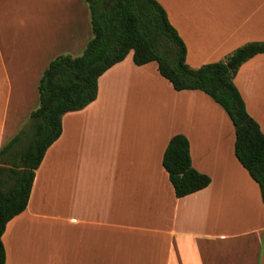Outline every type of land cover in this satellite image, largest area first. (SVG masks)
<instances>
[{
  "label": "crops",
  "instance_id": "1",
  "mask_svg": "<svg viewBox=\"0 0 264 264\" xmlns=\"http://www.w3.org/2000/svg\"><path fill=\"white\" fill-rule=\"evenodd\" d=\"M11 1L0 0V9ZM157 1L192 68L264 41V0ZM27 4V19H0V149L39 106L48 64L79 56L93 36L85 0ZM129 54L100 76L93 102L63 115L27 208L4 232L6 264H264V203L235 154L231 118L205 92L178 91L157 62L138 66ZM234 81L264 132V53ZM178 133L193 166L211 178L184 197L163 165Z\"/></svg>",
  "mask_w": 264,
  "mask_h": 264
},
{
  "label": "trees",
  "instance_id": "2",
  "mask_svg": "<svg viewBox=\"0 0 264 264\" xmlns=\"http://www.w3.org/2000/svg\"><path fill=\"white\" fill-rule=\"evenodd\" d=\"M85 1L90 9L92 38L81 55L61 54L48 64L38 85L39 106L0 149V264H6V227L27 208L36 170L62 133L63 115L93 102L100 76L130 52L138 66L157 62L160 74L174 89L201 90L225 109L235 127V154L259 184L264 203V132L248 113L234 81L244 62L264 53V41L248 42L225 60L192 68L186 62L184 40L157 0ZM163 165L177 197L211 183L209 175L193 166L184 134L170 139Z\"/></svg>",
  "mask_w": 264,
  "mask_h": 264
},
{
  "label": "rangeland",
  "instance_id": "3",
  "mask_svg": "<svg viewBox=\"0 0 264 264\" xmlns=\"http://www.w3.org/2000/svg\"><path fill=\"white\" fill-rule=\"evenodd\" d=\"M4 7L5 8L0 9V19L4 25H8V23H10V22L15 23L17 21L16 18L19 16H23L26 19L28 17L27 0H14V1L7 3ZM79 55H81V53ZM129 55H133V53L131 52ZM72 56H76V55H72ZM37 106H38V104H37ZM47 208H48V210H50L49 207H47ZM58 213H59V210H58ZM36 225H37V228L40 229L39 231L41 234L43 231V228H44L43 227L44 224L43 223H40V224L36 223Z\"/></svg>",
  "mask_w": 264,
  "mask_h": 264
},
{
  "label": "water",
  "instance_id": "4",
  "mask_svg": "<svg viewBox=\"0 0 264 264\" xmlns=\"http://www.w3.org/2000/svg\"><path fill=\"white\" fill-rule=\"evenodd\" d=\"M248 124V123H247Z\"/></svg>",
  "mask_w": 264,
  "mask_h": 264
}]
</instances>
